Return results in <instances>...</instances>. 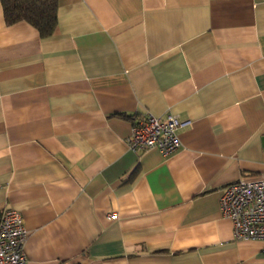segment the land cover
<instances>
[{
	"label": "crops",
	"instance_id": "obj_1",
	"mask_svg": "<svg viewBox=\"0 0 264 264\" xmlns=\"http://www.w3.org/2000/svg\"><path fill=\"white\" fill-rule=\"evenodd\" d=\"M146 114L187 123L176 153L129 148ZM260 175L264 0H59L48 38L0 1V220L27 264H264L221 210Z\"/></svg>",
	"mask_w": 264,
	"mask_h": 264
},
{
	"label": "built area",
	"instance_id": "obj_2",
	"mask_svg": "<svg viewBox=\"0 0 264 264\" xmlns=\"http://www.w3.org/2000/svg\"><path fill=\"white\" fill-rule=\"evenodd\" d=\"M186 125L173 114L136 118L129 148L136 154L156 149L163 156H170L181 148L178 131ZM221 210L232 221L236 240L264 243V175L243 177L224 189ZM116 217V213L110 216ZM27 237L21 214L14 209L5 210L0 220V264H27Z\"/></svg>",
	"mask_w": 264,
	"mask_h": 264
},
{
	"label": "trees",
	"instance_id": "obj_3",
	"mask_svg": "<svg viewBox=\"0 0 264 264\" xmlns=\"http://www.w3.org/2000/svg\"><path fill=\"white\" fill-rule=\"evenodd\" d=\"M5 22H27L42 38L53 35L58 26L59 0H0Z\"/></svg>",
	"mask_w": 264,
	"mask_h": 264
}]
</instances>
